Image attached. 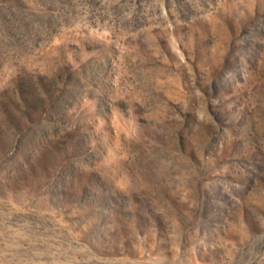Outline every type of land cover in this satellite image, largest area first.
Returning <instances> with one entry per match:
<instances>
[{"label": "rangeland", "instance_id": "obj_1", "mask_svg": "<svg viewBox=\"0 0 264 264\" xmlns=\"http://www.w3.org/2000/svg\"><path fill=\"white\" fill-rule=\"evenodd\" d=\"M0 264H264V0H0Z\"/></svg>", "mask_w": 264, "mask_h": 264}]
</instances>
